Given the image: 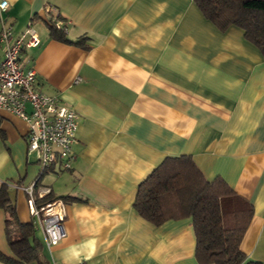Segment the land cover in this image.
<instances>
[{
  "label": "crops",
  "instance_id": "crops-1",
  "mask_svg": "<svg viewBox=\"0 0 264 264\" xmlns=\"http://www.w3.org/2000/svg\"><path fill=\"white\" fill-rule=\"evenodd\" d=\"M7 1L14 34L31 23L41 40L22 50L23 67L80 115L72 168L39 177L28 124L0 110V185L34 224L47 264H200L190 217L157 226L134 208L139 184L181 155L250 202L240 248L246 263L264 264V56L244 30H220L194 0ZM48 21L64 22L71 40L87 36L88 48L52 39ZM33 184L76 198L66 202V237L52 247L29 212ZM5 220L0 206V252L15 257Z\"/></svg>",
  "mask_w": 264,
  "mask_h": 264
},
{
  "label": "trees",
  "instance_id": "trees-1",
  "mask_svg": "<svg viewBox=\"0 0 264 264\" xmlns=\"http://www.w3.org/2000/svg\"><path fill=\"white\" fill-rule=\"evenodd\" d=\"M203 15L225 31L235 25L244 30L245 38L264 56V0H194ZM52 39L88 48L87 36L71 40L66 31L48 21ZM61 198L50 192L38 202ZM0 206L5 210V232L15 257L0 252L7 264L35 261L47 264L42 245L34 236V224L23 222L13 204L8 184L0 185ZM134 208L154 225L168 220L190 217L196 237V258L200 264H262L246 263L247 255L240 245L253 215L250 202L238 197L221 178L209 181L190 155L166 157L138 186Z\"/></svg>",
  "mask_w": 264,
  "mask_h": 264
},
{
  "label": "built area",
  "instance_id": "built-area-1",
  "mask_svg": "<svg viewBox=\"0 0 264 264\" xmlns=\"http://www.w3.org/2000/svg\"><path fill=\"white\" fill-rule=\"evenodd\" d=\"M8 6L7 0L0 1V44L4 53L0 62V110L8 111L28 124V154L41 166L39 177L53 167L69 170L75 159L72 148L77 139L80 115L66 105L59 94L40 91L35 69L23 67L22 50L38 46L41 40L31 23L19 35L14 34L13 24L3 17ZM56 25L67 30L64 22L56 21ZM25 192L29 212L35 224L43 229L46 244L48 247L59 244L66 237V201L56 198L38 202L37 199L43 198L46 192H37L35 184L25 188Z\"/></svg>",
  "mask_w": 264,
  "mask_h": 264
},
{
  "label": "rangeland",
  "instance_id": "rangeland-1",
  "mask_svg": "<svg viewBox=\"0 0 264 264\" xmlns=\"http://www.w3.org/2000/svg\"><path fill=\"white\" fill-rule=\"evenodd\" d=\"M40 168H41V166H40Z\"/></svg>",
  "mask_w": 264,
  "mask_h": 264
}]
</instances>
